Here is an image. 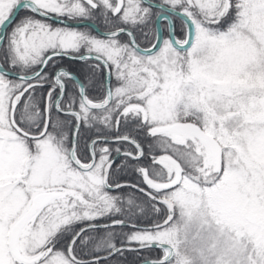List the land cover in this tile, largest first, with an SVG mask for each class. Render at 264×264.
Here are the masks:
<instances>
[{
  "label": "rangeland",
  "instance_id": "obj_1",
  "mask_svg": "<svg viewBox=\"0 0 264 264\" xmlns=\"http://www.w3.org/2000/svg\"><path fill=\"white\" fill-rule=\"evenodd\" d=\"M16 1L0 0V21ZM33 1L56 15L76 19L80 14L65 0ZM123 1L119 9L122 17L136 9L143 10L137 0ZM238 2V19L225 29L215 30L212 23L217 19L212 17L211 10L217 8L216 14L225 11L229 0H187L194 5L195 12L207 14L200 18L183 8L194 19L188 47L178 49L165 38L150 53L133 52L114 36L87 31L85 24L68 25L28 17L12 27L22 31L19 37L23 42L14 50V70L26 73L28 63L44 51L74 52L81 43L89 51H99L96 45L104 43L105 52L99 51L104 56L114 61L117 53L124 54L135 64L132 77L121 87L115 86L114 92L132 90L141 98L143 117L150 123V131L152 125L192 115V120H188L220 144L219 175L211 184H206L213 178L211 170L215 171L211 156L203 144L193 141L203 161L195 169L206 183L201 187L194 175L180 174L177 183L163 189L176 208L178 224L133 228L125 231L121 240H153L173 245L179 233L186 251L194 255L198 264H264V0ZM142 68L144 72L140 73ZM22 81L0 72V264H68L66 252L53 249L50 244L43 248L41 245L59 223L78 215L77 211L90 215L87 208L77 205L84 199L83 191H92L95 200L103 198L99 191L100 173L98 169L78 171L69 167L52 134L24 138L13 129L8 111L11 97L19 91ZM167 133L179 142L195 138L187 133ZM156 159L171 172L169 180L174 174L172 165L163 156ZM37 185L49 190L53 198L20 228L18 249L24 255L35 256L34 261L25 263L10 254L8 230L15 218L32 206L31 196ZM106 244L88 245V250H99Z\"/></svg>",
  "mask_w": 264,
  "mask_h": 264
},
{
  "label": "trees",
  "instance_id": "obj_2",
  "mask_svg": "<svg viewBox=\"0 0 264 264\" xmlns=\"http://www.w3.org/2000/svg\"><path fill=\"white\" fill-rule=\"evenodd\" d=\"M238 1L239 0H229V6L225 9V11L223 10L219 14H216L215 12L217 8L211 10V14L214 13L212 17L217 19L214 21V23H212V26H214L215 30L225 29L238 19L240 14V3ZM140 5L142 7L146 6L151 9L150 6L142 3L141 1ZM172 5L179 9L187 8L190 13L195 14V16L199 15L200 17L207 15L205 12L202 14H200V12H195L194 5L187 3V0H178V2ZM140 11V9H137L129 16H126L125 18H119V13L113 14L111 12V8L108 7L106 8V13L111 14V16L108 17L107 20L105 19L103 22L109 27H112L115 24L130 27L132 30H134L133 33L135 38L138 39L137 35L139 31L135 30L137 27H139L137 23V17L139 16ZM28 17L39 16L36 15L30 8L23 6L18 10L14 19L9 22L5 31H10L14 25L23 22ZM149 23L150 24L146 25V28L151 31L150 29H154V24L151 21ZM173 28L176 34H180L182 36L184 32V24L177 16L173 17ZM176 31H179V33ZM119 36L125 37L124 33H119L118 37ZM6 39L7 37L3 41L5 42ZM148 39L149 38L147 37L146 40ZM4 42L0 46V62L7 68L15 69L17 66L16 58H13L15 54L14 52H11L7 46H5L6 44L4 45ZM38 59H36L34 62L28 63L27 72L32 71L37 67ZM69 62H71V59L61 55L52 56L36 76L30 79H23L21 87L17 89L20 90L25 85L27 87L25 86L26 88H24L20 95L17 96L16 105L14 107V119L17 124L21 127H26V129L30 132H35L42 126L44 104L45 99H47L48 102H50V110H48V124L46 132L52 134L53 141L57 144L58 148L62 147V149H65L70 143V133L74 122V116L72 114L61 113L54 109V107H52L53 105L51 106L57 90L56 84H53L52 75L56 64H63L69 68L67 65ZM51 85H53L52 88H50ZM72 85V82L65 81L64 95L59 98L58 104L61 107L76 108L80 112L81 117L76 134V153L78 156H82V154L79 152V149L82 148L85 150L86 148L85 145L81 144V141L86 142L94 135L124 134L133 137L141 145L142 154L140 156L133 158L128 155H119L115 159L108 170L107 179L109 182L128 180L139 184L142 181L143 174H146L154 181H165L169 178L171 172L166 170L165 166L156 159V156L161 158V156L164 154H168L176 159L180 164L181 175H194V180L201 187L206 183L198 177L200 175L195 169V167L198 165H203V161L200 159V155L196 150L195 142L198 140L187 137L185 142H179L172 139L167 132L158 133L154 131H148V126L150 123L146 119H142L140 110L133 107L125 109V105L128 103L141 102L133 95V93H131L132 90L121 94H114L110 103L105 107L89 108L82 106L83 104L81 102L78 90L76 86ZM110 86L112 88L114 85L110 82ZM17 89H15L13 92H15ZM85 93L87 95L93 93L94 99L100 98L104 93L103 83H100V92L99 90L93 91L92 89L90 93L88 91ZM26 98H29V104L26 108V113H23L22 104ZM122 109H124V111H121ZM190 116L185 117L183 120L191 119ZM99 143H102V141H96L95 146ZM29 147L31 148L32 145L29 144ZM116 147L131 149L133 151L135 150L128 141L117 140L107 144V155H110L116 149ZM193 159H195V163L192 162ZM211 173L213 174V178H211V180L206 184H211L215 179H217L219 175L217 171L211 170ZM101 189H104V191H107L110 194L107 196L108 202L104 204L106 205V210H104L105 213L98 218H95L96 220H106L112 217H122L126 220L140 223L151 222L153 220L150 217L146 218L147 216H141L140 212L138 211V205L142 199V196H144L140 191H137L128 185L118 186L114 190H107L101 186ZM147 203L150 202L148 201ZM147 203L145 204L147 205ZM154 208V217H156V219L153 221L161 219L165 213V208L162 204H155ZM177 222L179 223L177 211L176 208H174V214L170 220V223L172 224ZM80 223H82V221ZM133 228L134 227L128 225H111L94 228L92 230L93 232H100L104 230L105 232L109 231L108 233L111 242L118 243L124 241L121 240L124 232H129ZM75 229L76 226L72 227L69 223L60 224L52 234L47 236V240L44 242L43 247L50 244L53 249L66 252L67 241ZM88 230L89 229H85L73 242L72 251L75 255H80L78 253L80 248L78 246L79 241L83 234L87 233ZM182 238V235H179V233L175 237V243L173 244L174 254L170 259L164 262L147 264H198V261L194 258V255L186 251V248L182 243ZM80 246H82V244ZM160 253V248L151 246L138 249H119L115 254H112L108 258L99 260L98 264H137L141 259L144 258L159 257Z\"/></svg>",
  "mask_w": 264,
  "mask_h": 264
},
{
  "label": "water",
  "instance_id": "obj_3",
  "mask_svg": "<svg viewBox=\"0 0 264 264\" xmlns=\"http://www.w3.org/2000/svg\"><path fill=\"white\" fill-rule=\"evenodd\" d=\"M141 1H143L144 3H146L148 5L158 7L161 9V11L155 17V28H156L155 39L149 46H146V47L140 46L135 41L132 32L127 27H118V28L113 29V30L103 31V30H100L94 24V22L91 20L70 19V18L65 17V16L53 14L51 12H48L46 10L39 8L33 0H17L14 3L11 11L0 21V44L3 40L4 32H5L7 25L9 24L10 21H12L14 19L18 10L23 6L30 8L39 17L47 18V19L55 21V22L68 24V25H81V24L89 25L90 27H93L94 29H96L97 33L105 35V36H113V35L118 34L120 32H124L128 35L130 44L137 51L142 52V53L153 52L158 47V45L160 44L161 28H160V21L159 20L162 16H165L167 18V21H168V32L170 35L171 44L178 49L186 48L190 44V42L193 38V33H194V22L184 11L179 10L173 6L166 5L165 3H162V2L156 1V0H141ZM120 5H121V0H115V5L113 8V11H116ZM170 14H174V15L178 16L184 22L185 28H186V36L184 39L178 40L174 36ZM55 55H62V56L67 57V58L92 57V58L100 60L105 65V78H104L105 95H104L103 99H101L99 101H92V100L88 99L85 96L84 88H83L81 82H79V80L77 78H75V76L73 74L68 72L64 67H57L53 71V80L58 82V91L53 98V105L59 112L74 115V124H73L72 130H71L70 145H69L68 150H67V155L75 165H77L79 167H85L87 165L82 164L77 159V157L75 156V153H74L75 136H76V131H77L79 122H80V113L76 108L60 107L58 105V100H59L60 96L62 95V91H63V79L60 77L59 71H63L64 73H66L67 76L78 81L81 100L87 107H92V108L101 107L104 104H106V102H108V100L110 99V96H111L110 87H109L108 67H107V63H106L105 59L101 55L93 53V52H84V53H80V54H73V53H70V52L65 51V50H52V51L46 52L43 55V57L41 58L39 65L34 70H32L30 72L20 73L14 69H10V68L5 67L1 62H0V72L4 73L6 75H9V76L19 77L22 79H30V78L36 76L43 69V67H44V65H45V63L49 57L55 56ZM22 90L18 91L16 94L21 93ZM15 102H16L15 96H13L11 98L10 107H9V111H8V118H9V122H10L11 126L19 134H21L27 138H33V137L41 136L45 132L47 124H48V113H47L48 101H47V99H45V104H44L43 123H42L40 130L37 132L27 131L24 128H22L20 125L17 124V122L14 119V113H13ZM151 130L154 132H158V133L159 132H178V133H187L189 135L194 136L208 150V152L211 156L212 162H213L214 170L218 171V169L220 168V165H221V146H220V144L218 143V141L216 139H214L209 133L204 131L195 122H193L191 120H180V121H172L169 123L155 124V125L151 126ZM95 140H125V141H128L129 143H131L135 148V151H131L129 149H120V150L116 151L115 153H113L109 158H107L105 160V162L102 165V173H101V183H102L103 187L108 188V189H114V188L121 186V185H128V186H130L136 190H139L141 192H144V193L150 195L156 201H159V202L165 204L167 207V212H166V215L160 221L155 222V223H139V222H135V221H129V220H126V219H123L120 217H114V218H111L107 221H100V222L94 221V222L85 223V224L79 226L75 230V232L70 236V238L68 239L67 244H66L67 255L72 260L82 263V262H87V261H91L94 259L105 258V257L113 254L116 250H118L120 248L138 249V248H142V247H146V246H154V247L164 248L163 254L160 255L159 257H156V258L141 259L137 264L159 263V262L167 261L172 256L173 248L171 247L170 244H168L166 242L153 241V240L143 241V242H139V243H120V244H117V245L111 247L107 252H104V253L98 254V255H94V256H90V257H77L73 254L72 243H73L74 239L80 234V232L84 228L98 227V226H105V225H116V224L117 225L118 224L128 225V226H132L135 228L157 227V226H162L163 224L167 223L169 221V219L172 217L173 210H174L172 202L167 197L155 196V195L151 194V192H149L145 187H143L141 185H138V184L131 182V181H128V180H120V181H117L114 183H109L107 181V172H108L109 165L118 155L125 154V155H128V156L133 157V158H136V157L141 155V153H142L141 146L133 137H130V136L124 135V134L111 135V136L95 135V136L91 137L88 141V150L90 152V160H89L90 162L93 160L92 143ZM163 158L168 163H170L172 165L174 174L169 180L163 181V182L154 181L151 178H149L147 175L144 174L143 179H144L146 185L150 188H156V189L168 188V187L174 185L175 183H177L179 178H180L181 167H180V164L178 163V161L176 159H174L171 155H167V154H164ZM49 198H50V195L45 193V191L43 190L42 187H38L37 190L35 191V193L32 195V200H33V202H35V204L38 207L43 206L49 200ZM23 221H24V215H21L18 218H16L14 220V222L11 224V226L8 230L7 245H8V249H9L10 254L13 256V258L15 260L20 261V262H30L33 260V258L23 255L19 251L17 243H16L18 231H19V228L22 226Z\"/></svg>",
  "mask_w": 264,
  "mask_h": 264
},
{
  "label": "flooded vegetation",
  "instance_id": "obj_4",
  "mask_svg": "<svg viewBox=\"0 0 264 264\" xmlns=\"http://www.w3.org/2000/svg\"><path fill=\"white\" fill-rule=\"evenodd\" d=\"M109 2L107 1H102V0H65V2H68V4H73L75 7L73 10L76 11H80V14L79 16H76L77 18L76 19H87V20H91L94 22V24L100 29V30H103V31H108V30H113V29H116L118 27H127L125 25H119V24H115L114 26H106V24L103 22L105 19L107 20L108 17L111 16V14H108L106 13V8H111V12L113 14H116V13H119V18H125V17H122L121 16V13L119 12V9L122 5V2H124L123 0H121V5L119 6V8L116 10V11H113V8H114V5H115V0H108ZM140 4V1L141 0H137ZM156 1H160L162 3H165L166 5H169V6H173L172 4H169L167 2H164L163 0H156ZM142 3H144L143 1H141ZM146 4V3H144ZM148 5V4H146ZM141 6V5H140ZM151 7V9H149L148 7H142L143 10L140 11V14L139 16L137 17V23L139 25V27L136 28L135 31H139L138 35H137V38H135L134 36V33L130 27H127L130 29V31L132 32L133 36H134V39L135 41L142 47H146V46H149L155 39V36H156V28H155V17L156 15L161 11L160 8L158 7H154V6H151V5H148ZM228 6H229V3H228ZM175 7V6H173ZM22 8V7H21ZM20 8V9H21ZM176 8V7H175ZM179 9V8H177ZM137 10V9H136ZM135 10V11H136ZM179 10H182L183 11V8H180ZM218 10V9H217ZM185 12V11H184ZM194 22V19L193 17L188 14L187 12H185ZM90 16V17H89ZM176 16L174 14H170V17H171V22H172V26H173V17ZM178 17V16H177ZM125 20V19H124ZM127 20V19H126ZM153 22L154 24V29H150L151 31H149L148 28H146V25L147 24H150L149 22ZM160 28H161V40H160V43L163 39H167L170 41V35H169V32H168V21H167V18L165 16H162L160 18ZM183 22V21H182ZM184 24V22H183ZM86 25V24H85ZM89 28H87V31H90L91 33L95 34V35H98V36H105V35H102V34H99L97 33L96 29H94L93 27H90L89 25H87ZM177 33H179V31H176ZM120 33H124V32H120ZM22 34V31H15L14 29H11L10 31H5L4 32V37H3V40L7 37V39L5 40V42L2 40L0 46L2 45V43L4 42V45L7 46V48L11 51V52H14L15 48L17 46H22L23 42H22V39L21 37H19V35ZM173 34L174 36L178 39V40H182L185 38L186 36V28H185V24H184V32L182 34V36L179 34H176L175 31H174V28H173ZM119 33L118 34H115L113 35L114 38H117V41L120 43H125V45H127L128 47L131 48V50L133 52H137V53H142V52H139L137 51L129 42V38H128V35L126 33H124L125 37L124 36H119ZM147 37L149 38L148 40ZM127 40V41H126ZM149 41V42H148ZM148 42V43H147ZM171 43V42H170ZM84 43H81L80 44V47L78 49H76L74 52H70V53H73V54H80V53H84V52H93V53H96V54H99L101 55L106 63H107V67H108V76H109V87H110V92H111V96H110V99L108 100V102H106V104H104L103 106L101 107H105L106 105H108L113 97L114 94H121V93H115L114 92V87L117 86L118 88L121 87V84L129 81V77H132L131 73H133V69H134V66L135 64H133L128 57H126L124 54L123 55H120V54H116L115 57L116 59L113 61V60H110V58H107L106 56H104L101 52H105L106 50V44L104 43H101V42H98V45L97 48L99 49V51H89L87 48L84 47L83 45ZM17 45V46H16ZM160 45V44H159ZM158 45V47H159ZM157 47V48H158ZM188 47V46H187ZM156 48V49H157ZM185 49V48H183ZM48 52V51H44V53L41 55V57L38 59V65L40 63V60L41 58L43 57V55ZM69 52V51H68ZM62 56V55H61ZM52 57V56H51ZM49 57L46 61V63L48 62V60L51 58ZM64 57V56H63ZM14 59L16 58L15 55L13 57ZM67 58V57H66ZM71 59V62L67 63L68 67L67 68L65 65L63 64H56L55 65V68L57 67H64L68 72H70L71 74H73L75 76V78H77L79 80V82H81L83 88H84V93L86 91H88L89 93L91 92V90L93 89V91H98L100 92V83H103V87H104V93L103 95L98 98V99H94V94L93 93H90L89 95H87L85 93V96L92 100V101H99L101 99H103L104 95H105V85H104V78H105V65L98 59H95V58H92V57H80V58H69ZM26 60H28V58H26ZM31 62H34V61H30L29 63ZM55 62V61H54ZM45 63V64H46ZM53 63V61H52ZM37 65V66H38ZM144 69L142 68V71L140 73H143ZM130 74V75H129ZM59 75L60 77L63 79V91H62V95L60 97H62L64 95V88H65V81H69V82H72V84L74 86H76L77 90H78V93H79V96H80V92H79V83L77 80L69 77L66 75V73H64L63 71H59ZM53 77V75H52ZM110 82L114 85L112 88L110 86ZM53 84H56V87H57V90H56V93L58 91V82L57 81H53ZM72 85V86H73ZM99 85V86H98ZM26 86V85H25ZM23 86V87H25ZM22 87V88H23ZM27 87V86H26ZM25 87V88H26ZM53 85H51L50 88H52ZM21 88V89H22ZM17 92H15L16 94ZM124 93V92H122ZM13 95L15 96V101H17V96L20 95V93L16 94V95ZM56 95V94H55ZM134 95V94H133ZM12 96V97H13ZM135 97H137L140 101H141V98H139L138 96L134 95ZM11 97V98H12ZM81 99V97H80ZM59 101V100H58ZM82 102V100H81ZM29 104V98L25 99L23 104H22V108H23V113H26V108ZM82 106H86L83 102H82ZM129 104V105H128ZM126 105H128L127 108L129 107H133V108H136L138 110H140L141 112V117L142 119H144L143 117V114H144V110H143V106H142V101L139 103V102H132V103H128ZM15 105H16V102H15ZM53 105V102L51 103V106ZM59 105V104H58ZM126 105H125V109H126ZM81 106V107H82ZM15 107V106H14ZM54 107V105L52 106ZM61 107V106H60ZM87 107V106H86ZM73 108V107H72ZM89 108H92V107H89ZM99 108V107H97ZM54 109H56L54 107ZM48 110H50V102H48V106H47V113H48ZM57 110V109H56ZM78 110V109H77ZM58 111V110H57ZM79 111V110H78ZM121 111H124V109H122ZM62 113V112H61ZM80 113V112H79ZM66 114V113H65ZM73 115V114H72ZM74 116V115H73ZM81 117V115H80ZM43 118H44V115H43ZM74 124V122H73ZM73 126V125H72ZM150 126V125H149ZM149 126H148V131L149 130ZM79 127V125H78ZM41 128V127H40ZM47 129V127H46ZM40 129H38L37 131H39ZM72 130V128H71ZM78 130V128H77ZM35 131V132H37ZM152 131V130H151ZM46 130L45 132L42 134H46ZM76 134H77V131H76ZM21 135V134H20ZM41 135V136H42ZM115 135H120V134H115ZM95 136V135H94ZM105 136H111V135H105ZM93 137V136H92ZM70 138H71V133H70ZM91 138V137H90ZM89 138V139H90ZM89 139L85 142V141H81V144L85 145L86 148L85 150L84 149H79V152L80 154H82V156H78L77 153H76V136H75V145H74V153H75V156L77 157V159L82 163V164H86L87 166L85 167H79L77 165H75L71 160L70 158L68 157L67 155V150H68V147L69 145L65 148V149H62L64 152V157L65 159L67 160V165L69 167H71L72 169H75V170H80V171H86V170H90V169H98L99 173H100V186H103L102 183H101V173H102V165L103 163L105 162V160L107 158H109L113 153H115L116 151L120 150V149H123V148H117L110 154V155H107V144L108 143H111L112 141H117V140H95L93 143H92V150H93V160L90 162V152L88 150V141ZM96 141H102V143H99L95 146V143ZM131 144V143H130ZM132 145V144H131ZM133 146V145H132ZM141 146V145H140ZM134 147V146H133ZM61 148V147H59ZM135 149V148H134ZM142 149V148H141ZM131 150V149H129ZM133 151V150H131ZM135 151V150H134ZM85 154V156H84ZM142 154V153H141ZM121 155H125V154H121ZM119 156V155H118ZM117 156V157H118ZM116 157V158H117ZM115 158V159H116ZM115 159L110 163L109 165V168L111 166V164L115 161ZM108 168V170H109ZM144 175V174H143ZM143 175H142V181L138 184V185H141L143 187H145L149 192H151V194L155 195V196H164V197H167L165 194H164V190L163 189H156V188H150L146 185L144 179H143ZM146 175V174H145ZM107 177H108V172H107ZM108 181V179H107ZM120 181V180H118ZM109 182V181H108ZM117 182V181H115ZM158 182V181H157ZM109 183H114V182H109ZM137 184V183H136ZM38 187H42L43 190L45 191V193L49 194L50 195V198L49 200L46 202L48 203L52 198H53V194L49 191V190H46L44 189V186H41V185H37L34 187V193L35 191L37 190ZM105 188V187H104ZM117 188V187H116ZM114 188V189H116ZM101 189V187H100ZM100 193H102L104 196L103 198H98L97 200H95L93 197V194L92 191H89V193H86L85 191H83L82 193V197L84 198L83 201H79L78 202V205L80 208H87V212L90 213V215L88 216H85V215H82L80 214V211H77L78 215H71L69 218L65 219L62 223H59L57 226H59L60 224H65V223H69L72 227L73 226H76V229L85 224V223H88V222H94V221H97V222H100V221H107L109 219H106V220H96L95 218H98L99 216L103 215L105 213L104 210H106V204L108 202V199H107V196H109V192L107 191H104V189H101ZM107 190H114V189H108V188H105ZM166 189V188H164ZM139 191V190H137ZM91 192V193H90ZM141 192V191H140ZM33 193V194H34ZM144 196H142V199L140 200V203L138 205V211L140 212V214L142 216H147L146 218H151V219H156V217H154V214H155V208H154V205L155 204H162L165 208V213L164 215L162 216V218L166 215V212H167V207L165 204L159 202V201H156L153 197H151L150 195L144 193V192H141ZM32 194V195H33ZM93 197H92V196ZM168 198V197H167ZM31 199H32V196H31ZM169 199V198H168ZM88 200V201H87ZM170 200V199H169ZM33 201V200H32ZM149 201L150 203H147ZM171 201V200H170ZM172 202V201H171ZM46 203L43 205V207H38L35 202H33L32 206L28 207L27 210L21 212V214H19L16 218H18L19 216L21 215H24V221H23V224L21 227L24 226L25 222L26 221H29L30 217L33 215L35 216V214H37L38 212H41L42 209L45 207ZM147 203V205L145 204ZM173 204V203H172ZM174 207V205H173ZM78 208V207H76ZM80 210V209H79ZM173 214H174V210H173ZM42 216V215H41ZM173 217V215H172ZM171 217V218H172ZM15 218V219H16ZM114 218V217H112ZM122 218V217H120ZM161 218V219H162ZM171 218L169 219V221L163 225H166V224H170V220ZM124 219V218H123ZM161 219H158V220H155V221H151V222H142V223H155V222H158L160 221ZM82 221V223H80ZM43 221H41L42 223ZM80 223V224H79ZM140 223V222H139ZM117 225V224H116ZM118 225H121V224H118ZM162 225V226H163ZM106 226H111V225H105V226H98V227H106ZM20 227V228H21ZM98 227H88V228H84L80 234L85 230V229H89L87 231V233H84L83 236L81 237L80 241H79V254L80 255H74L77 256V257H90V256H94V255H98V254H102L104 252H107L111 247L117 245V244H120V243H139V242H126V241H123V242H118V243H113L111 242V239H110V236H109V233L108 232H105L104 231H100V232H93L92 229L94 228H98ZM157 227H161V226H157ZM157 227H151V228H157ZM20 228H19V231H20ZM57 228V227H56ZM135 228V227H134ZM75 229V230H76ZM19 231H18V234H19ZM75 232V231H74ZM73 232V233H74ZM72 233V234H73ZM71 234V235H72ZM80 234L76 237L78 238L80 236ZM18 237V235H17ZM75 238V239H76ZM74 239V241H75ZM73 241V242H74ZM150 241V240H148ZM106 246L99 249V250H88V245H92V244H97V243H100V245H103L104 243H106ZM109 242V243H108ZM143 242V241H142ZM167 243V242H166ZM82 244V246H80ZM171 245V247L173 248V253H172V256L174 254V247L171 243H168ZM43 245V244H42ZM41 245V247L43 248V246ZM73 245V243H72ZM40 247V248H41ZM148 247V246H146ZM151 247H154V246H151ZM160 248V247H158ZM120 249H125V248H120ZM161 249V253L160 255L163 254L164 252V248H160ZM119 250V249H118ZM116 250V251H118ZM20 251V250H19ZM116 251L113 253L115 254ZM21 252V251H20ZM73 252V251H72ZM22 253V252H21ZM23 254V253H22ZM24 255V254H23ZM67 255V253H66ZM112 255V254H111ZM109 255V256H111ZM27 256V255H25ZM109 256L105 257V258H108ZM171 256V257H172ZM28 257H32L34 261L35 260V256H28ZM67 257L70 259V263L68 264H98L99 260H102V259H105V258H101V259H94V260H91V261H87V262H77V261H74L72 260L68 255ZM170 257V258H171ZM150 258H156V257H150ZM169 258V259H170ZM145 259V258H144ZM30 261V262H32ZM29 262V263H30ZM26 263V262H25Z\"/></svg>",
  "mask_w": 264,
  "mask_h": 264
}]
</instances>
